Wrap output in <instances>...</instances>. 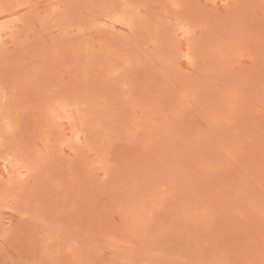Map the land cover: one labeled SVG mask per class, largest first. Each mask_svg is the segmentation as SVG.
I'll list each match as a JSON object with an SVG mask.
<instances>
[{
	"label": "rangeland",
	"instance_id": "374dc122",
	"mask_svg": "<svg viewBox=\"0 0 264 264\" xmlns=\"http://www.w3.org/2000/svg\"><path fill=\"white\" fill-rule=\"evenodd\" d=\"M0 264H264V0H0Z\"/></svg>",
	"mask_w": 264,
	"mask_h": 264
}]
</instances>
